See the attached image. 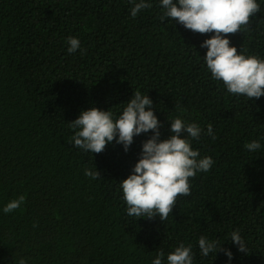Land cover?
<instances>
[{
    "label": "trees",
    "instance_id": "trees-1",
    "mask_svg": "<svg viewBox=\"0 0 264 264\" xmlns=\"http://www.w3.org/2000/svg\"><path fill=\"white\" fill-rule=\"evenodd\" d=\"M150 2L132 18L129 0H0V264H151L180 243L192 245L194 264H229L223 251L202 257L197 241L223 244L236 229L247 253L226 241L231 264H264V96H237L211 79L200 45L212 34L162 19L159 0ZM258 3L228 37L264 58ZM69 36L83 54L67 52ZM136 90L153 101L161 139L177 116L196 122L204 132L192 147L214 161L190 178V194L178 195L165 221L129 217L119 188L152 130L127 152L113 142L92 154L70 142L82 110L118 115ZM257 139L260 150L246 149Z\"/></svg>",
    "mask_w": 264,
    "mask_h": 264
},
{
    "label": "clouds",
    "instance_id": "clouds-1",
    "mask_svg": "<svg viewBox=\"0 0 264 264\" xmlns=\"http://www.w3.org/2000/svg\"><path fill=\"white\" fill-rule=\"evenodd\" d=\"M129 2L132 18L152 7L150 0ZM159 7L163 11L162 19L167 17L193 32L212 34L200 45L206 49L202 59L211 79L222 82L228 93L237 96L247 99L264 96V58L247 55L243 47L238 51L228 37V34L241 31L249 24L250 17L259 12L258 0H159ZM66 43L68 53L78 49L81 54L85 51L78 37L69 36ZM110 109L93 106L82 110L69 123L73 129L70 142L73 147L92 154L102 152L113 142L122 145L127 152L134 137L152 130L151 137L142 144L138 161L127 178L119 182V188L129 217L152 219L159 216L165 221L178 195L190 194V178L199 172H208L214 163L211 156L200 157L199 150L192 147V141L199 140L204 129L196 122H187L177 116L170 120L172 134L161 139L160 121L154 112L153 101L139 90L134 91L118 115ZM182 133L187 135L182 136ZM205 134L214 138L211 124ZM245 147L251 152L260 150L261 140H252ZM84 175L95 180L99 171L86 168ZM24 200V196H20L9 201L2 211L10 213ZM226 241L235 244L239 252L247 253V244L239 229L231 231ZM197 243L202 257L210 253L216 256L223 251L231 264L234 253L230 248H224V243L207 236H200ZM20 264L27 262L21 259ZM151 264H194L192 245L180 243L166 255L158 252Z\"/></svg>",
    "mask_w": 264,
    "mask_h": 264
}]
</instances>
